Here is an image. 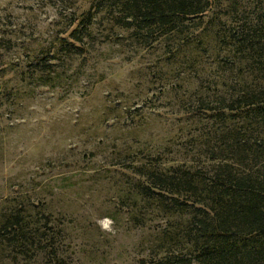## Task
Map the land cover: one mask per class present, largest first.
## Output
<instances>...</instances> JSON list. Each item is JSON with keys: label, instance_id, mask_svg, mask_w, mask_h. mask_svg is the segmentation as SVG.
I'll return each mask as SVG.
<instances>
[{"label": "rangeland", "instance_id": "obj_1", "mask_svg": "<svg viewBox=\"0 0 264 264\" xmlns=\"http://www.w3.org/2000/svg\"><path fill=\"white\" fill-rule=\"evenodd\" d=\"M253 1L212 0L205 17L241 22ZM56 9V0H0L17 43L1 61L13 68L0 76V212L15 199L28 228L53 236L17 264H138L166 222L149 208L138 225L130 214L138 209L126 205L137 197L124 202L123 195L138 180L136 164L156 152L165 161L191 152L186 144L203 124L191 122L183 105L197 99L188 96L195 87L184 68L162 60L161 41L139 44L121 29L103 41L98 24L91 51L58 69L64 80L56 83L55 66L42 74L47 83L36 82L35 70L22 67L33 60L20 45L51 47L62 28ZM61 173L70 178L58 180Z\"/></svg>", "mask_w": 264, "mask_h": 264}, {"label": "trees", "instance_id": "obj_2", "mask_svg": "<svg viewBox=\"0 0 264 264\" xmlns=\"http://www.w3.org/2000/svg\"><path fill=\"white\" fill-rule=\"evenodd\" d=\"M84 1L81 8L78 0H56L62 28L51 36V47L21 43L33 60L22 64L26 73L35 70L36 82L44 84L42 74L56 66V83L61 82L58 69L93 48L95 24L102 25L103 41L125 30L139 44L161 41L162 60L184 68L185 80L195 87L188 96L197 99L186 102L183 112L203 124L183 158L165 161L156 152L151 162L135 163L138 180L123 201L137 197L139 205L135 197L126 205L138 209L130 214L140 226L149 208L166 222L138 264H264L263 1L250 3L241 22L219 15L207 19L212 0ZM7 18L0 12V76L13 68L1 61L17 45L15 23ZM56 178L65 182L70 176ZM10 202L0 212V264L27 261L53 239L28 228L22 204Z\"/></svg>", "mask_w": 264, "mask_h": 264}]
</instances>
